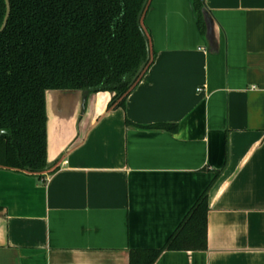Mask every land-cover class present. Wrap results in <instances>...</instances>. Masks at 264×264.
<instances>
[{"label":"crops","instance_id":"0c3cea01","mask_svg":"<svg viewBox=\"0 0 264 264\" xmlns=\"http://www.w3.org/2000/svg\"><path fill=\"white\" fill-rule=\"evenodd\" d=\"M204 4L202 33L192 0H152L156 54L123 106L49 93L51 150L68 148L53 172L0 168V264H131L207 188V248L153 264H264V0Z\"/></svg>","mask_w":264,"mask_h":264},{"label":"trees","instance_id":"16d2710c","mask_svg":"<svg viewBox=\"0 0 264 264\" xmlns=\"http://www.w3.org/2000/svg\"><path fill=\"white\" fill-rule=\"evenodd\" d=\"M144 0H10L6 27L0 31V168L30 174L53 172L48 164V90H84L113 94L108 108L123 106L152 65L155 50L144 9L141 26L149 38L151 58L137 23ZM197 23L206 31L204 0H192ZM6 2L0 0V27ZM172 128L168 124L154 125ZM209 188L187 213L164 247L135 250L131 264H153L164 250L207 248ZM1 210V207H0Z\"/></svg>","mask_w":264,"mask_h":264},{"label":"water","instance_id":"95a60500","mask_svg":"<svg viewBox=\"0 0 264 264\" xmlns=\"http://www.w3.org/2000/svg\"><path fill=\"white\" fill-rule=\"evenodd\" d=\"M6 2V13H5V16H4V20H3V23L0 27V31H2L6 25H7V22H8V18H9V15H10V11H11V5H10V0H5ZM148 3V0H144L142 6H141V9L140 11L138 12V16H137V23L142 31V35L145 39V43H146V59L145 61L140 65V67L138 68L136 74L134 75V77L132 78L130 84L132 85L136 79L140 76V74L143 72V70L145 69L147 63L149 62L150 58H151V52H150V44H149V38L147 36V34L145 33V31L143 30L142 26H141V19H142V15H143V12H144V9L146 7ZM53 91V90H48L46 92V103L48 105V95L49 93ZM57 91H61V90H57ZM62 91H66V90H62ZM71 91H81V94H82V99H81V113L82 114H85L87 113V111L89 112V110L93 109L94 108V104H95V98L91 96V93L89 90L87 89H84V90H71ZM47 117H48V120H47V135H48V147H47V150H48V164L46 166V169H49L51 168L55 162L61 158L63 152L66 150L67 145L63 147V149H61V151L59 153H53L52 150H51V146H50V124H51V116H50V112H49V107L47 108ZM8 131L5 130V129H0V137L2 135H5L7 134Z\"/></svg>","mask_w":264,"mask_h":264}]
</instances>
